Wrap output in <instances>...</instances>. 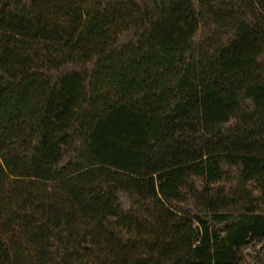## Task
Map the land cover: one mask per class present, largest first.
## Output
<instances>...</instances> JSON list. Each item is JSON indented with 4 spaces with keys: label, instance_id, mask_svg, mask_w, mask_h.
Instances as JSON below:
<instances>
[{
    "label": "trees",
    "instance_id": "1",
    "mask_svg": "<svg viewBox=\"0 0 264 264\" xmlns=\"http://www.w3.org/2000/svg\"><path fill=\"white\" fill-rule=\"evenodd\" d=\"M0 264H264V0H0Z\"/></svg>",
    "mask_w": 264,
    "mask_h": 264
}]
</instances>
